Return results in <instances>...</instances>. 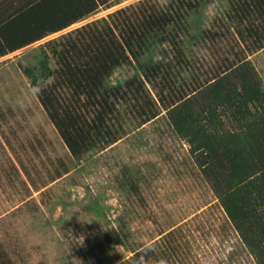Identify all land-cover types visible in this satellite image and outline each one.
Listing matches in <instances>:
<instances>
[{"label": "rangeland", "instance_id": "obj_1", "mask_svg": "<svg viewBox=\"0 0 264 264\" xmlns=\"http://www.w3.org/2000/svg\"><path fill=\"white\" fill-rule=\"evenodd\" d=\"M9 1L19 6V0ZM110 1L88 18L0 57V254L11 264H82L76 251L104 239L111 243L113 264H258L201 165L204 154L192 152L165 106L173 96L187 94L179 102L192 95L191 104L200 111L205 98L193 89L206 88L222 58L234 59L236 52L250 61L264 89V47L250 50V39L236 44V30L228 32L229 24L215 41L187 47L181 62L169 52L170 45L156 46L152 58L167 63L165 73L171 77H156L155 86L146 82L152 106L142 109L143 97L134 100L129 93V103L120 106L118 139L75 157L25 67L38 65L39 47L48 40L120 8L130 7V12L140 0ZM208 3L201 28L216 30L228 5ZM195 18L192 14L190 21ZM46 50L51 58V49ZM134 61L115 70L111 81L133 77ZM144 111L158 115L144 120ZM116 232L121 243L114 240Z\"/></svg>", "mask_w": 264, "mask_h": 264}, {"label": "trees", "instance_id": "obj_2", "mask_svg": "<svg viewBox=\"0 0 264 264\" xmlns=\"http://www.w3.org/2000/svg\"><path fill=\"white\" fill-rule=\"evenodd\" d=\"M19 1L16 8V2H0V57L111 5L110 0ZM213 1L227 2L220 20L223 25L216 30L202 29V11ZM133 8L130 12V7L120 8L61 39L48 40L39 47L38 65L25 67L31 82L39 87L44 110L75 157L118 139L122 131L120 106L128 104L133 93L134 100L143 97L142 109L150 108L152 98L146 82L155 86L156 77H171L165 73L167 63L152 58L156 46L170 45L169 52L181 62L187 47L215 41L229 24L228 32L232 27L236 30V44L250 39V50L264 47V0H170L165 4L140 0ZM192 14L196 15L194 23ZM240 56L236 52L234 59L223 57L205 82L206 88L195 86L193 92L197 90L195 94L203 93L205 98L200 111L193 107L197 103L191 104L192 95L179 102L187 94L173 96L165 107L170 108L169 119L189 141L192 152L204 154L201 165L213 180L229 220L258 264H264V89L250 61ZM134 60L138 65H134L133 77L111 81L115 70L132 65ZM159 97L164 100L160 92ZM144 113V120L158 115L157 111ZM222 116L230 120V126ZM114 234V240L121 243L120 235ZM94 242L76 251L82 264H113L111 243L104 239ZM5 260L0 254V264H11Z\"/></svg>", "mask_w": 264, "mask_h": 264}]
</instances>
